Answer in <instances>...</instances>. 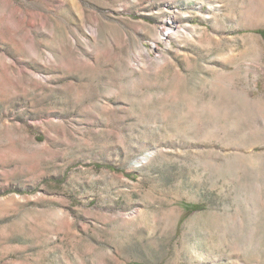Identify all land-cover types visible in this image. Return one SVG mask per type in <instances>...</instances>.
<instances>
[{
    "label": "rangeland",
    "instance_id": "rangeland-1",
    "mask_svg": "<svg viewBox=\"0 0 264 264\" xmlns=\"http://www.w3.org/2000/svg\"><path fill=\"white\" fill-rule=\"evenodd\" d=\"M0 264H264V0H0Z\"/></svg>",
    "mask_w": 264,
    "mask_h": 264
},
{
    "label": "trees",
    "instance_id": "trees-1",
    "mask_svg": "<svg viewBox=\"0 0 264 264\" xmlns=\"http://www.w3.org/2000/svg\"><path fill=\"white\" fill-rule=\"evenodd\" d=\"M259 34H262L263 31H257ZM204 210L203 205L195 204L192 205L190 208H188L185 212V214L182 216L181 221H183L187 216H189L193 212H198Z\"/></svg>",
    "mask_w": 264,
    "mask_h": 264
}]
</instances>
